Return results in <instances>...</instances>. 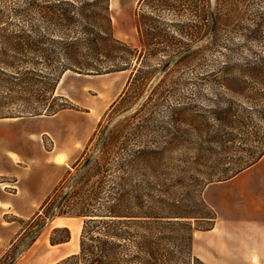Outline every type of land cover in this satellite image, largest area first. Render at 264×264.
<instances>
[{"label":"rangeland","instance_id":"obj_1","mask_svg":"<svg viewBox=\"0 0 264 264\" xmlns=\"http://www.w3.org/2000/svg\"><path fill=\"white\" fill-rule=\"evenodd\" d=\"M28 1L0 0V29L7 26L6 30H0V34L16 32L20 27H24L26 32L29 31V23L22 22L16 16L18 10L26 9ZM44 1L46 0H38L40 3ZM177 8L175 11L160 9L155 3L149 6L143 4L141 0H110L109 15L113 34L131 48L141 49L135 27L137 12L153 18L159 29L168 35H174L177 40L175 45L171 47L161 45L158 52L143 58L137 65L136 79L127 87L130 70L100 76H83L66 71L56 84L57 90L55 86L52 92H44L45 89L40 88L35 92L26 90L13 95L24 100L41 97L51 100L53 96H61L54 101L53 108H57L59 104H66L69 108H65V112L59 117L62 140L58 145L64 147L67 142L65 139L70 135L74 138L77 130L89 137L82 158L79 157L64 173L61 184L48 196L50 199L45 208H41V204L38 210L28 217L7 216L17 221L22 231L12 245L2 253L0 264H8L14 259L13 264L36 238L44 234L48 239L63 234L62 231L52 234L55 227H64L55 226L60 217H67L56 213L41 229L36 232L35 229L43 220L49 218L50 215L45 216L44 211L51 208L61 195L69 192L73 179L82 171H79L81 164L90 156L91 169L95 167L93 159L96 157L99 165L103 166L102 169L109 168L108 172H112L117 160L123 162L124 158H127L124 156L119 159L114 155L115 151L122 147L133 149L149 141L150 146H154L160 152L156 158L158 166L155 174L132 178L130 174L121 171L119 173L122 177L121 190L131 192L135 183L141 179L157 181L166 187L177 177H183V172L181 175L178 173L179 170H184L185 173V169L187 170L185 181L189 183L187 168L195 167L199 173L195 172L193 179L204 181L200 187L195 186V190L192 189V201L187 200L186 203L191 204L202 214L212 217L214 215L212 210L202 199L205 186L217 182L218 179H226L225 177L229 175L223 173L226 169L248 168L253 159L264 151V80H247L243 75L241 78L246 81V98L219 86L222 78L228 80V86H233V81L229 79L240 76L238 74L243 69L260 63L264 66V0H209V4L200 2L195 7L181 4ZM209 13L214 17V31L203 35L201 21L208 24L211 19ZM33 22L39 28L38 33L48 36L76 33L57 28L55 24L41 16ZM188 23L201 26L200 36L185 39L177 35V28ZM256 27H259V31L253 33ZM205 28L207 29V25ZM190 45L193 47L189 53L185 56L182 54L172 62L148 90L152 77L161 66L170 57ZM131 63L135 62L132 60ZM44 72L43 70L42 73ZM143 94L145 97L136 109L127 112ZM3 96L7 95L0 91V97ZM6 112H9L8 107L0 108L1 114ZM121 113L123 115L119 116ZM238 115L242 117L244 123V126L239 128L231 123ZM219 117H226V121L222 122ZM21 120V117H0V130ZM106 126L104 139L109 147V154L104 155L102 159L100 158L102 153H99L101 148L99 140ZM226 134L231 136V140L223 141L227 139ZM220 137H223L222 140ZM8 141L15 145L18 142L24 143L21 139ZM5 142L6 140L0 139V144ZM43 144L48 148L50 143L43 138ZM11 157L15 158L13 155ZM63 157L58 156L56 162H63L65 159ZM258 166H264V163H259ZM208 174L212 175L211 182L204 179ZM101 179L99 170L87 184L79 182L75 187L84 195L91 183L100 182ZM108 186L107 183L103 188L106 189ZM128 208L130 211L135 210L132 204H129ZM67 218L63 221L65 227L69 231L72 228L74 230L70 245H78L83 218L77 216ZM210 221L200 219L193 224L198 228H204L211 223Z\"/></svg>","mask_w":264,"mask_h":264},{"label":"trees","instance_id":"obj_2","mask_svg":"<svg viewBox=\"0 0 264 264\" xmlns=\"http://www.w3.org/2000/svg\"><path fill=\"white\" fill-rule=\"evenodd\" d=\"M109 2L110 0H52V2L46 0L40 3L38 0H29L26 9L17 11L18 19L29 23V31L26 32L24 27H20L16 32L0 34V91L7 95L0 97V108L3 106L9 108V112L0 113V117L53 114L69 108L66 104H59L57 108H53L54 101L61 96H53L51 100L46 97L24 100L13 96L26 90L35 92L40 88H44V92H52L66 71L99 75L130 70L127 87L136 79L137 65L143 58L158 52L161 45L170 47L175 45L177 40L174 35H168L159 29L153 18L137 12L135 27L141 49L131 48L113 34ZM141 2L149 6L155 3L160 9L174 11L178 10L177 7L181 4L194 7L200 2L209 4V0H141ZM39 16L49 20L57 28L76 33H62L55 37L38 33L39 28L33 21ZM201 23L205 33L203 35H206L210 31L212 21L210 19L208 24L206 21ZM204 25H207V29ZM6 29L7 26H4L0 30ZM258 31L259 27H256L252 32ZM176 32L179 37L192 39L200 36L202 29L200 25L188 23L178 27ZM251 37L253 39V36ZM188 53H184L183 56ZM132 60L134 64L131 63ZM260 64L243 69L238 74L240 76L231 77L229 80L233 81V86H228V80L225 78H222L219 86L246 98V81L241 77L244 75L247 80L253 81L264 80V66ZM219 119L222 122L226 121V117ZM231 123L237 128L244 126L239 115L235 116ZM226 137L227 139L223 141L231 140L229 134H226ZM108 149L104 139L99 150V153H102L100 158L103 159L104 155L109 154ZM159 154L160 152L146 141L145 144L141 143L133 149L122 147L115 151L114 155L119 159L124 156L127 158H124L123 162L117 160L112 172H108L109 168L102 169L103 166L99 165L96 157L93 159L94 168H90L91 161L86 164L73 179L69 192L64 193L62 203L55 209L58 200L44 211L45 216H49L55 210L59 216L83 218L78 251L55 264H205L192 254V237L195 230L211 228L214 215L210 217L202 214L191 204L186 203L187 200H191L192 189L195 186L200 187L204 181L193 179L198 168H187L189 183L185 181L187 173L185 169V173L184 170H179L178 173L181 175L183 172V177H177L166 187L157 181L141 179L135 183L131 192L122 191L120 188L121 171L130 174L132 178L155 174L158 166L156 158ZM263 154L264 151L258 154L252 164ZM244 169L246 167L226 169L223 173H229L225 177L229 179ZM99 170L101 181L91 183L85 194H80L79 189L75 187L76 184L79 182L87 184ZM211 178L212 175L209 174L204 177L208 182L212 181ZM107 183L109 186L104 189ZM172 187L174 191L171 192ZM49 199L48 197L43 201L41 208L47 206ZM129 204L135 207L134 211L129 210ZM200 219H209L211 223L204 228H198L193 223ZM57 231H62L63 234L57 238L50 237L51 244L70 239L67 227H55L52 234Z\"/></svg>","mask_w":264,"mask_h":264},{"label":"crops","instance_id":"obj_3","mask_svg":"<svg viewBox=\"0 0 264 264\" xmlns=\"http://www.w3.org/2000/svg\"><path fill=\"white\" fill-rule=\"evenodd\" d=\"M64 110L21 117L14 127L0 130V139L6 140L0 144V257L22 231L17 221L7 216L34 214L70 165L84 154L89 136L79 130L74 138L70 135L65 139L64 147L58 145L62 140L59 117ZM43 138L50 143L48 148ZM9 139L24 143L15 145ZM58 156H64V161L56 162ZM259 163H264V154L233 177L203 189L202 199L214 218L211 228L193 232L192 254L205 264H264V166ZM66 219L60 217L55 226H65ZM73 231L70 229V239L62 243L51 244L45 234L36 238L13 264H55L76 253L79 241L70 245Z\"/></svg>","mask_w":264,"mask_h":264},{"label":"water","instance_id":"obj_4","mask_svg":"<svg viewBox=\"0 0 264 264\" xmlns=\"http://www.w3.org/2000/svg\"><path fill=\"white\" fill-rule=\"evenodd\" d=\"M213 14L211 13V19H212V25H211V28H210V31L212 32L214 30V19H213ZM192 45L186 47L184 50H182L181 52L173 55L172 57H170L162 66L161 68L158 70V72L152 77L150 83H149V86H148V90L153 86V84L157 81V79L164 73V71L166 70V68L172 63L174 62L179 56H181L182 54L190 51L192 49ZM145 97V94H143L138 102L136 104H134L127 112H131L133 110L136 109V107L138 106V104L144 99ZM123 115V113L119 114V116ZM106 129H107V126L103 129L102 133H101V136H100V140H99V144L102 143L103 139H104V136H105V132H106ZM92 158V156H90L89 158H87L80 166L79 168V171L82 170L86 164L89 162V160ZM64 199V195L59 199L58 203H57V206L55 207V209L62 203ZM55 215V210L51 212L49 218L47 220H43L38 226L37 228L35 229V232L38 231L39 229H41L49 220H51ZM14 259H11L10 262L8 264H12Z\"/></svg>","mask_w":264,"mask_h":264},{"label":"bare ground","instance_id":"obj_5","mask_svg":"<svg viewBox=\"0 0 264 264\" xmlns=\"http://www.w3.org/2000/svg\"><path fill=\"white\" fill-rule=\"evenodd\" d=\"M14 156V155H13ZM57 160V159H56ZM58 225V224H57Z\"/></svg>","mask_w":264,"mask_h":264}]
</instances>
